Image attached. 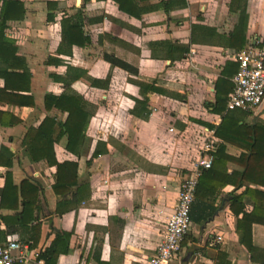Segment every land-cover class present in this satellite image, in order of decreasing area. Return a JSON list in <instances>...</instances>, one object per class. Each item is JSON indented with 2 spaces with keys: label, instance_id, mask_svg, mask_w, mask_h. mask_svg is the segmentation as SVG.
Masks as SVG:
<instances>
[{
  "label": "crops",
  "instance_id": "crops-1",
  "mask_svg": "<svg viewBox=\"0 0 264 264\" xmlns=\"http://www.w3.org/2000/svg\"><path fill=\"white\" fill-rule=\"evenodd\" d=\"M21 1L23 18L9 21L5 30L16 53L9 65L0 60V68L21 72L18 67L27 66L31 77L15 83L0 75V87L6 80L16 84L23 96H33L35 105L0 98V190L7 170L16 185L24 179L38 183L40 228L38 233L33 230L35 221L21 225L16 210L2 207L0 198V243L13 237L31 241L27 264H44L35 254L51 244L55 229L65 230L72 233L70 248L59 255L57 264H98L97 258L106 264H145L156 253L174 211L179 182L192 175L202 155L207 131L214 129L216 144L225 143L230 154L239 156L243 148L216 134L225 116L239 123L264 120V105L242 115V110L228 111L218 104L233 90L235 54L264 41V0H139L149 9L140 17L121 11L114 0H90L84 7L83 28L90 42L74 45L71 53L62 44L61 21L82 0ZM163 1L172 2L169 11ZM49 2H57V9ZM49 12H55L50 22ZM243 12L246 44L239 49L242 39H231ZM182 48L187 50L184 56ZM192 48L195 54L189 58ZM105 53L130 63L138 73L112 66ZM95 80L103 83L94 86ZM69 90L94 106L86 150L79 159L65 148L64 137L55 144L59 161L79 162L81 186L75 198L72 193H55L56 168L31 162L23 144L28 128L37 127L46 115L65 119L67 113L59 109L47 111L45 95ZM137 100H145L146 107ZM146 109L151 112L145 117ZM14 117L20 121L2 123ZM97 145L102 151L92 157ZM8 161L11 168L5 165ZM227 169L238 176L243 167L229 162ZM243 190L229 184L208 196L216 207L214 214L201 221L192 218L179 257L170 264H257L245 244L264 248V225L246 224L244 233L238 231L242 209L253 207L249 196L232 204V195ZM200 211L196 208L194 214Z\"/></svg>",
  "mask_w": 264,
  "mask_h": 264
},
{
  "label": "trees",
  "instance_id": "trees-1",
  "mask_svg": "<svg viewBox=\"0 0 264 264\" xmlns=\"http://www.w3.org/2000/svg\"><path fill=\"white\" fill-rule=\"evenodd\" d=\"M90 0H82L81 6H73L75 12L71 15H66L61 21L62 26V44L71 49L74 45L85 46L90 42L84 31L86 16L84 7ZM118 4V8L131 15L140 17L142 13L148 11L146 5H140L139 0H114ZM183 3V2H182ZM172 2L163 1L166 11H169ZM48 5L54 10L57 9V2H49ZM55 12H49L47 20L53 21ZM25 14L24 4L21 0H0V60L9 65L10 56H15L16 48L13 43L7 40L5 30L8 27V22L11 20H19ZM245 14L240 18L235 31L229 39L235 43L242 39V44L239 49L246 44L245 33ZM234 35V36H233ZM242 50V49H241ZM187 50L181 49V56H184ZM17 57V56H16ZM18 58V57H17ZM104 58L112 65L127 70L131 74H137L138 70L130 63L116 57L113 54L105 53ZM19 59V58H18ZM58 63L60 60L55 59ZM8 68V66H7ZM0 68V75L6 79L15 81L23 78L30 79L31 73L27 66H20L23 71H9ZM70 70V68H69ZM238 70L236 63L235 73ZM82 74H77L74 78H79ZM60 80L59 76H55ZM109 82V78L106 83ZM103 83L101 80H95L94 86H99ZM141 90L144 84L140 83ZM233 89V86H232ZM231 89V90H232ZM19 86L6 80L3 87H0V98L6 99L9 102L17 104H26L34 106L35 101L32 95L23 96ZM228 98L219 100L218 104L222 108H227ZM137 105L141 104L146 107L145 100H137ZM89 106V108H88ZM45 107L47 111L53 108L59 109L67 113L65 119H60L58 115H46L41 123L35 127L28 128L23 139L24 153L28 156L31 162H45L50 167H55L54 183L52 185L55 193L65 197L72 193L75 198L76 190L80 188L81 182L78 178L79 162L77 160L59 161L56 156L55 144L61 138L66 139V149L77 156L79 159L82 152L86 150L85 142L87 141V130L90 120L93 116L94 106L89 104L82 95L74 90L66 91L65 93L56 95L47 93L45 95ZM239 111V109L232 110ZM150 109L145 110V117L150 114ZM242 115H249L248 111H240ZM16 117L2 120L5 125H11L19 122ZM216 134L223 138L226 142L237 145L244 149L239 156L232 155L228 152L225 143L215 145L213 151L214 160L210 168L202 170L201 176L196 191V199L191 207V218L196 221H201L211 217L216 207L213 200L208 197L213 195L219 188H224L229 184L235 186V189L244 187V190L238 195H232V204L241 202L245 196H249L253 202L251 210L242 209V217L238 221V231L244 233L246 224H263L264 225V120H256L252 122L243 121L239 123V119L232 121L231 118H224L222 124L217 128ZM102 149L95 148L92 157H96L101 153ZM90 161L87 160V163ZM229 162H234L243 167L240 175L234 176L228 173L227 165ZM9 168L12 167L11 161L5 163ZM41 188L38 183L33 180L24 179L20 184L16 185L13 180V173L7 170L5 177V186L0 190L1 206L16 210V217L21 225L26 226L32 222H36L33 230L38 233L40 224V206L37 204ZM66 202V201H65ZM205 207V210L201 208ZM201 210L198 215L194 214L195 209ZM197 217V218H196ZM72 233L65 230L55 229V238L51 244L41 250L37 256L38 260H43L44 264H57L60 254L69 252L70 240ZM186 239V238H185ZM184 239V240H185ZM31 243V241H28ZM183 243V242H182ZM32 247V244L30 245ZM248 249L251 259L257 264H264V248H259L253 244H245ZM223 253L219 254V259H222ZM98 264H106L97 258Z\"/></svg>",
  "mask_w": 264,
  "mask_h": 264
},
{
  "label": "built area",
  "instance_id": "built-area-1",
  "mask_svg": "<svg viewBox=\"0 0 264 264\" xmlns=\"http://www.w3.org/2000/svg\"><path fill=\"white\" fill-rule=\"evenodd\" d=\"M195 54L190 49L188 57ZM238 70L233 77V90L229 94L226 110L257 111L264 105V41L249 44L235 54ZM170 130H173L170 128ZM215 130L207 131L202 146V155L195 163L192 175L179 182L178 198L173 213L168 217L165 231L156 253L145 264H170L179 257L182 242L192 226L191 207L202 170L212 166L216 145ZM217 241L222 236H217ZM31 243L16 237L0 243V264H27L31 260ZM39 252L35 254L37 257Z\"/></svg>",
  "mask_w": 264,
  "mask_h": 264
},
{
  "label": "rangeland",
  "instance_id": "rangeland-1",
  "mask_svg": "<svg viewBox=\"0 0 264 264\" xmlns=\"http://www.w3.org/2000/svg\"><path fill=\"white\" fill-rule=\"evenodd\" d=\"M69 1L71 2V4H72V3H76V0H69ZM255 112H256V110H255V111H251L250 113L252 114V113H255ZM248 119H249V117H248ZM256 119H259V117H257ZM260 119H261V118H260ZM260 119H259V120H260ZM252 120H253V119L250 118V119H249V122H251Z\"/></svg>",
  "mask_w": 264,
  "mask_h": 264
},
{
  "label": "water",
  "instance_id": "water-1",
  "mask_svg": "<svg viewBox=\"0 0 264 264\" xmlns=\"http://www.w3.org/2000/svg\"><path fill=\"white\" fill-rule=\"evenodd\" d=\"M77 3L80 4L81 3V0H77Z\"/></svg>",
  "mask_w": 264,
  "mask_h": 264
}]
</instances>
